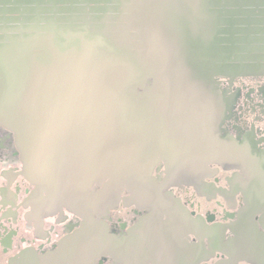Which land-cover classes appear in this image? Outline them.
Returning a JSON list of instances; mask_svg holds the SVG:
<instances>
[{"label": "water", "instance_id": "obj_1", "mask_svg": "<svg viewBox=\"0 0 264 264\" xmlns=\"http://www.w3.org/2000/svg\"><path fill=\"white\" fill-rule=\"evenodd\" d=\"M249 74L264 0H0V123L72 212L148 198L158 156L185 178L233 159L215 78Z\"/></svg>", "mask_w": 264, "mask_h": 264}, {"label": "flooded vegetation", "instance_id": "obj_2", "mask_svg": "<svg viewBox=\"0 0 264 264\" xmlns=\"http://www.w3.org/2000/svg\"><path fill=\"white\" fill-rule=\"evenodd\" d=\"M215 89L219 140L233 159L185 178L158 156L149 197L124 188L113 208L69 211L63 186L56 200L24 174L0 123V264H255L264 256V74L217 76Z\"/></svg>", "mask_w": 264, "mask_h": 264}]
</instances>
